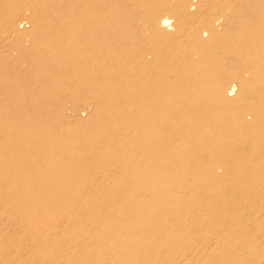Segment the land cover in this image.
Listing matches in <instances>:
<instances>
[{
	"label": "rangeland",
	"instance_id": "obj_1",
	"mask_svg": "<svg viewBox=\"0 0 264 264\" xmlns=\"http://www.w3.org/2000/svg\"><path fill=\"white\" fill-rule=\"evenodd\" d=\"M98 1L0 0V264H135L123 257L133 235L139 264H264V122L249 127L264 90L260 52L249 47L256 70L207 73L208 51L236 49L232 38L204 33L227 0H157L158 17L171 21L166 40L132 31L114 42V59L87 61L81 43L67 59L61 29L68 21L91 28ZM143 3L125 13L142 15ZM178 29L188 53L136 60ZM197 31L205 43L194 48ZM93 40L91 50L104 49L99 33ZM139 70L153 79L151 91L137 87ZM221 78L235 86L232 96L215 94ZM240 116L244 131L263 140L236 136ZM16 127L33 134L10 143L3 133L15 136ZM39 150L47 164H61L47 171L50 184L34 163ZM163 194L174 198L173 212ZM157 245L167 248L158 261Z\"/></svg>",
	"mask_w": 264,
	"mask_h": 264
},
{
	"label": "bare ground",
	"instance_id": "obj_2",
	"mask_svg": "<svg viewBox=\"0 0 264 264\" xmlns=\"http://www.w3.org/2000/svg\"><path fill=\"white\" fill-rule=\"evenodd\" d=\"M127 1L130 0H99L98 2H95L94 4L97 7L96 9L98 10L99 19L96 20L95 24L91 28H87L84 30L82 22L77 24L78 22L71 23V21L70 22L68 21V25L64 26L61 29V33H60L61 45L62 46L65 45L63 51L65 53L66 58L72 59L74 55L73 48L77 47V45L81 43L87 45V61H93V60L103 61L109 58L114 59L115 58L114 55L116 53L113 50L114 42L115 41L117 42L120 39L122 41L126 40V37L128 38L130 32L132 31L133 33L135 31V33H138L140 36H144L146 40L151 41L152 43L166 40L163 38L168 37V31L171 21L167 16L158 17L159 10L154 8V5L157 3V0H145V1L138 0L139 2L136 1L134 5H132V3H128ZM146 1L148 5L150 4L149 9L144 11L142 15L138 14L139 16L131 18L127 13H125V11L128 12V9L131 7L134 11L142 12L143 4H144L143 2ZM38 2L43 4L48 2V0H38ZM120 3L121 6H119ZM109 13L111 15L113 14L116 15L117 20L109 21L108 19H105L106 15H108ZM41 15L44 16V14ZM121 22H123L124 25L120 24ZM204 29L205 32L204 31L203 32L208 34L211 40H222L224 38H232L234 46H236V49L230 50L231 52L223 50L221 48L212 50L211 52L208 51L207 52V54L209 53L207 57L208 60L206 61H213V62H209L210 65L206 68L207 73L213 74L215 70H218L222 77L226 75L225 76L226 79L227 74L231 72L232 75H234L235 73H241L247 70H256V65L252 63L251 56L249 55V47H251L252 45L256 51L260 52V53L257 52L259 53V55L257 56L258 59L260 61H264L263 52L261 53V51H264V0H227L225 6H223V8L219 10L218 15L215 17V20H213L209 24H206L204 26ZM176 32H177L175 35L176 39H173L170 42V44L164 45L163 47H160V49H158L159 47L158 48L155 47L153 51L146 53L145 55L143 53L137 54L135 57L136 60L141 61L143 64H147L146 61H149V59L151 58L160 61H172V60L175 61V59H177V57H180L181 54L188 53V51L193 47L189 48L186 45V42L183 41V37L186 35V32L179 29ZM97 33H99L98 42L104 43L105 47L104 49L97 50V52H95L96 50L95 51L93 49L91 50L89 46L92 45L91 42H93V46H94L95 39L93 40V36L96 35ZM69 37H78L79 42L68 40ZM191 37L192 38L190 41V45L194 46V48L199 46L200 44L204 45L205 41H203V35L199 34V31H197ZM242 47L246 48V50H242ZM38 49L39 47H37V50ZM38 53H40V51H38ZM91 53L93 54V56L91 55ZM227 53L228 54L230 53L231 55H228ZM131 55L132 54L130 53L128 54L124 52L121 55V58L124 61L129 60L131 59L130 58ZM156 56L159 58H156ZM226 63L228 64L235 63V67L231 69V71H229L225 67ZM214 65L216 69L214 68ZM221 65H223L222 68H220ZM253 74L254 76H257L256 73ZM137 77L140 82V85H142L137 87L141 88L142 90H146L148 88V90L151 91V89L153 88L151 85L152 84L151 81L153 79L152 78L150 79L149 75L145 76L143 70L138 71ZM221 79L218 81V85L214 90L215 94L217 95L223 94L225 97L232 96L236 89L235 86H230L226 88L223 85V82L225 81ZM258 81H260V79H257L255 82ZM145 84L148 86L146 87ZM241 85L242 88L246 90V86L244 84ZM258 86L260 88H263L264 84L259 82ZM197 90L198 92H205L203 86L198 87ZM259 92L260 94L257 100V105H254L253 110L251 112V117L253 118V121L249 123V127L252 125H261L264 122V90H261ZM240 118L241 119H238L239 121L238 125L240 126V130L236 134L237 137H239L243 142L246 141L250 142L251 140L255 142H260L261 140H263V136L261 135L244 131V124H240V123L244 122L245 119H243L241 116ZM33 119L34 118H32V120ZM246 127L248 130L247 125ZM14 131L16 132L15 136L12 135L9 136L7 133H3L4 137H9L7 138V140L10 143L11 141L14 143H18V141L21 139L22 136H24V134L25 135H29L30 133L31 135L33 134L32 130L23 132L22 130L19 129V127H16ZM223 131L224 130L221 129L220 134H223ZM215 140L213 141L215 142ZM16 145H17L16 148L19 149L15 155V158L22 157L24 154V151L20 149L22 146L21 145L18 146V144ZM64 148L67 150V153L69 154L68 148L63 147L62 150ZM197 151L198 149H196L194 152H196L195 154L198 156L199 153ZM216 153L217 152H215V150H212L209 153V156H214ZM37 154L42 156L43 154L42 150H39ZM34 163L39 165L44 164L43 166L40 167V170L41 173H45L44 178L47 180L46 182L48 183H49V178L47 176L48 175L47 171L51 169V170H57L59 172V169L61 167L60 166L61 164L58 161H54L51 164H47L49 162H46L43 156L41 157V159L37 158ZM164 191L165 188L163 189V192ZM163 195L166 198L169 206L170 205L172 206L171 209L173 212L175 207L174 198L166 194ZM170 220H172V218L169 217V221ZM147 238H148L147 234L144 237L141 236L142 242L145 243L147 241ZM137 239L138 238L137 237L135 238V236L133 235L131 237L130 243L126 242L123 244L124 246L123 257L125 259L135 257V264H139V257H140L139 256L140 253L136 249L138 243ZM154 253L156 255V261H158V258H161L164 255H166L167 248L157 245L155 247Z\"/></svg>",
	"mask_w": 264,
	"mask_h": 264
}]
</instances>
